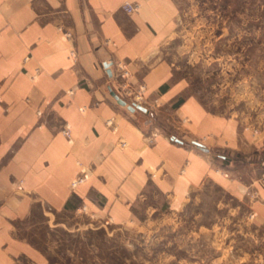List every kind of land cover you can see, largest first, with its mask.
I'll return each mask as SVG.
<instances>
[{
  "label": "crops",
  "instance_id": "1",
  "mask_svg": "<svg viewBox=\"0 0 264 264\" xmlns=\"http://www.w3.org/2000/svg\"><path fill=\"white\" fill-rule=\"evenodd\" d=\"M188 15L186 38L208 37L209 25L224 37L219 0H0V262L42 257L14 223L35 205L126 224L181 210L212 181L264 223V122L209 108L161 56ZM123 83L145 85L146 112L116 102L109 88L133 100Z\"/></svg>",
  "mask_w": 264,
  "mask_h": 264
},
{
  "label": "rangeland",
  "instance_id": "2",
  "mask_svg": "<svg viewBox=\"0 0 264 264\" xmlns=\"http://www.w3.org/2000/svg\"><path fill=\"white\" fill-rule=\"evenodd\" d=\"M213 8L209 2V23ZM188 20L163 44L162 58L209 108L237 111L256 129L264 122V0H219L218 42L211 25L208 37L186 38ZM14 223L42 257L0 264H264V223L212 181L181 210L162 208L131 223L99 222L84 210L43 213L39 205Z\"/></svg>",
  "mask_w": 264,
  "mask_h": 264
},
{
  "label": "built area",
  "instance_id": "3",
  "mask_svg": "<svg viewBox=\"0 0 264 264\" xmlns=\"http://www.w3.org/2000/svg\"><path fill=\"white\" fill-rule=\"evenodd\" d=\"M137 8L136 4H132L131 2H126L124 4V9L127 12H131L133 10H135ZM67 37H71V33L66 32L65 33ZM70 55L71 56H75V52L73 50H70ZM117 69H118V73L117 75L123 79L128 77V71L127 69L121 64L118 63L117 65ZM122 88L124 89V92L127 94H130V96L132 97V102L133 103H142L145 98H144V91H145V85L144 84H140L137 86V88L133 89L131 85H126L125 83L122 84ZM131 102V103H132ZM83 109V108H82ZM42 112L40 110L37 111V115L41 116ZM107 125H111L112 121L111 120H107L106 121ZM62 133L68 138V141L71 143L72 139H71V131L69 126H67L66 124L64 125V127L62 128ZM125 144H121V146H124ZM82 174L80 176H78L77 178H75L72 182H71V186H76L78 183L82 182L85 178H86V174L84 172H81ZM82 210H85V207L83 206ZM105 223H108V221H105Z\"/></svg>",
  "mask_w": 264,
  "mask_h": 264
},
{
  "label": "water",
  "instance_id": "4",
  "mask_svg": "<svg viewBox=\"0 0 264 264\" xmlns=\"http://www.w3.org/2000/svg\"><path fill=\"white\" fill-rule=\"evenodd\" d=\"M104 67L107 69V73L110 75V70H109V63H104ZM110 94L113 96V98L116 100V102L122 106H126V108L130 111H134L135 109L141 110L146 112L147 109L146 107H144L141 104H137V103H127L123 98H121L118 94L115 93V91L111 90L109 88ZM175 141L179 142L178 139L175 138ZM193 144L198 147L199 149L203 150V151H207V149L198 141H193Z\"/></svg>",
  "mask_w": 264,
  "mask_h": 264
},
{
  "label": "trees",
  "instance_id": "5",
  "mask_svg": "<svg viewBox=\"0 0 264 264\" xmlns=\"http://www.w3.org/2000/svg\"><path fill=\"white\" fill-rule=\"evenodd\" d=\"M216 157L219 158L222 161L228 160V159L225 158L226 155L225 154H222V153L216 154Z\"/></svg>",
  "mask_w": 264,
  "mask_h": 264
}]
</instances>
